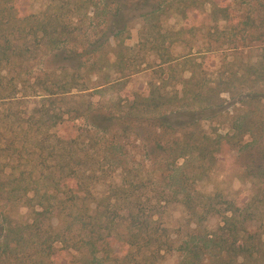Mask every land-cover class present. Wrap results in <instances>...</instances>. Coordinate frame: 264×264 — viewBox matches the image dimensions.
Instances as JSON below:
<instances>
[{"label": "trees", "instance_id": "16d2710c", "mask_svg": "<svg viewBox=\"0 0 264 264\" xmlns=\"http://www.w3.org/2000/svg\"><path fill=\"white\" fill-rule=\"evenodd\" d=\"M26 2L0 0V203L8 209L25 206L31 219L13 222L0 212V264L49 259L57 244L60 251L77 255L79 264H156L171 253L179 254L178 264H264V234L249 230L251 223L264 225V116L255 117L259 110L264 113V46L239 77L233 74L241 86L250 85L236 99L231 78L207 87L194 76H174L179 64L166 40L185 43L182 36L192 28L163 30L162 25L173 17L186 21L199 10L205 23H230L235 18L229 6L219 0H131L139 11V50L156 55L160 81L149 82L146 95L124 92L112 104L115 113L125 110L117 117L83 106L92 93L90 77L97 73L93 68L82 72V58L105 56L103 44L84 53L65 51L62 45L86 38V22L104 18L107 43H114L107 44L114 62L106 58L104 68H114L121 77L99 87L120 85L135 74H124L133 64L127 58L132 49L123 42L129 22L121 16L126 2L122 7L121 0H111L113 6L107 0H44L43 9L29 15ZM258 17L247 14L245 20L254 23ZM46 53L58 66L32 74L30 67ZM168 86H174L171 92ZM221 94L248 113L232 123L231 134L211 137L199 124L224 111ZM35 99L23 116L13 111ZM79 119L84 125L73 123ZM131 123L150 129L158 152L165 155L152 170L163 180L158 190L152 186L155 174L122 165L125 152L118 133H129ZM223 147L248 157L244 172L252 195L243 207L198 189ZM100 184L107 189L97 198ZM148 189L153 200L145 194ZM173 204L186 214L191 232L180 242L161 222L162 209ZM210 217L221 220L215 231L203 228Z\"/></svg>", "mask_w": 264, "mask_h": 264}, {"label": "rangeland", "instance_id": "374dc122", "mask_svg": "<svg viewBox=\"0 0 264 264\" xmlns=\"http://www.w3.org/2000/svg\"><path fill=\"white\" fill-rule=\"evenodd\" d=\"M221 4L228 5L231 12L234 15V21L230 23H205L204 11L199 10L189 16L186 21L173 17L163 22V30H175L180 28H192L191 31L182 38L185 43L176 42L173 39H167L165 46L170 49V54L179 65L174 74L179 79L187 80L190 76H194V81L200 80L207 87H213L220 81L226 82L231 78L230 88L235 94V98H239L240 95L248 92L249 83L241 86L240 82L236 81V77L241 74L240 70L244 68L246 64L253 63L257 55L259 54L260 45L264 46V0H219ZM111 0H107L108 5L113 6ZM124 2L125 6H124ZM18 4H21L20 1ZM44 0H27L25 14H35L40 12L44 7ZM121 16L129 18L127 24V31L123 34L124 46L132 49L127 53V58L133 62L128 71L124 74H131L130 78L122 81L120 85H105L106 81L114 80L121 77L114 68H104L106 58L109 63L114 62V57L109 53L110 44L112 47L114 43L109 40L107 43L106 35H104V18H98L97 20L87 21L84 27L87 36L78 37V42L67 41L62 45L65 51H75L78 53H84V49H91L96 45L103 44V52H107L105 56H101L100 53L93 55H85L82 58V62L85 64L82 72L88 71L93 68V72L97 73L90 77L88 85L91 88V95L86 96L83 100V106L90 104L91 110L95 113L114 114L117 117L123 115L122 113H115V108L112 104L115 103L124 92L128 93H141L146 95L148 84L151 81L159 82L160 72L157 70L156 65L158 59L155 54L149 52L145 53L143 50H139L138 31L140 29V20L137 18L138 10H136L134 3L131 0H121ZM21 9V8H20ZM19 9V10H20ZM259 10L262 18H259L257 11ZM113 10V8H111ZM256 11V12H255ZM249 15L258 17L254 23H250L245 20V17ZM135 16V17H134ZM263 20V22H260ZM218 29V30H217ZM222 31V32H219ZM88 38V39H87ZM130 55V56H129ZM183 57L186 60H183ZM130 61V62H131ZM184 61H188L184 63ZM92 65V67H90ZM66 65H69L66 63ZM58 66L54 63L49 54L46 53L40 60L35 61L30 67L31 73H38L42 69L55 68ZM175 66V65H174ZM184 69L182 70V68ZM137 71H140L137 73ZM235 74L236 77H232ZM33 76V75H32ZM174 86L179 89L177 82L173 81ZM172 85V84H170ZM173 86V87H174ZM98 87V88H97ZM172 86H168L166 91L171 92ZM99 90V91H98ZM247 90V91H246ZM239 95V96H238ZM220 100L223 102L224 111L217 113L212 119L201 121L199 126L206 134L214 137V133L225 135L226 132L231 134L230 127L234 121H238L239 118L244 119L248 112L247 107H240L239 105H232L235 101L228 98V95L221 94ZM38 102V99L30 100L26 104L16 105L14 112H18L23 116V112L28 111ZM29 108V109H28ZM191 108H197L196 106ZM4 109L0 107V110ZM173 109V108H172ZM262 109V108H261ZM171 110V109H170ZM253 110V108H252ZM256 111V109H254ZM264 113L259 110L255 115L258 118ZM76 126L84 125V119H79L75 122ZM73 123H69L68 126H72ZM131 131L129 133H118V142H121L120 146L125 152V156L122 159V165H126L132 171H139L141 174H155L153 175L152 185L155 189L160 188L158 183L163 180L157 179V174L153 173V169L157 167V161H164L165 155H160L158 148L154 145L153 138H150V129L142 128L137 129V125L130 124ZM118 129V126H114V131ZM61 131V130H60ZM59 132V130L57 131ZM120 144V143H119ZM161 144V143H160ZM163 145V144H161ZM156 147V148H155ZM147 155H150L149 157ZM150 158V161H149ZM247 155L245 153H238L229 147H223L219 153L215 165H213L211 171L208 173V177L198 182V189L205 195L218 194L222 201L234 202L238 207H243L247 203L252 195V182L246 177L244 169L247 164ZM152 162V163H151ZM183 161H179L177 164H182ZM165 164V163H164ZM164 166V165H163ZM116 173L114 176H117ZM117 178V177H116ZM158 180V181H157ZM150 186V187H152ZM96 197H103L106 191V186L100 184L96 188ZM147 197L153 200L154 192L150 189L145 191ZM8 205L2 206L0 203V212L6 213L10 216L13 222H29L31 219L30 210L25 206H17L15 208H7ZM3 207V209H2ZM161 222L168 228L170 234L177 235V240L180 242L191 234L190 227H188V218L184 214L182 208L178 205H170L167 208H163L161 211ZM4 214H0L3 216ZM220 218L210 217L207 222L203 224V228L208 231H215L220 226ZM57 223L54 219L53 225ZM192 228V227H191ZM249 230L251 232L257 231L264 234V225L262 222L251 223ZM1 236V233H0ZM264 240V235H263ZM264 243V241H263ZM56 252L54 256L49 259H39L34 257L30 259L28 264H79V258L74 254H67L60 251V245H55ZM31 253H35V250H30ZM179 254L171 253L164 255L158 260L156 264H178Z\"/></svg>", "mask_w": 264, "mask_h": 264}]
</instances>
